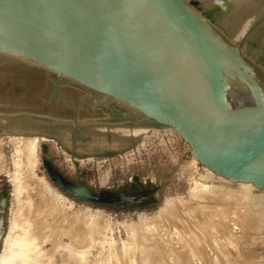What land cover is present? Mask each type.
<instances>
[{
    "label": "water",
    "instance_id": "obj_1",
    "mask_svg": "<svg viewBox=\"0 0 264 264\" xmlns=\"http://www.w3.org/2000/svg\"><path fill=\"white\" fill-rule=\"evenodd\" d=\"M188 0H0V264H264V69Z\"/></svg>",
    "mask_w": 264,
    "mask_h": 264
},
{
    "label": "rangeland",
    "instance_id": "obj_2",
    "mask_svg": "<svg viewBox=\"0 0 264 264\" xmlns=\"http://www.w3.org/2000/svg\"><path fill=\"white\" fill-rule=\"evenodd\" d=\"M234 43L252 29L243 53L264 69V0H188Z\"/></svg>",
    "mask_w": 264,
    "mask_h": 264
}]
</instances>
